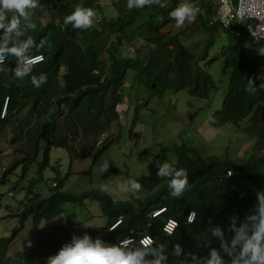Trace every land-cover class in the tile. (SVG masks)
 <instances>
[{
    "label": "trees",
    "instance_id": "trees-1",
    "mask_svg": "<svg viewBox=\"0 0 264 264\" xmlns=\"http://www.w3.org/2000/svg\"><path fill=\"white\" fill-rule=\"evenodd\" d=\"M80 1L39 0L37 7L29 10V18L36 27L26 31L19 39L31 36L36 42L44 40L41 48L30 50L31 55L39 52L44 57L43 61L33 66L31 75L38 76L43 72L47 79L39 88L33 87L28 77L15 79L12 76L15 58L6 59L3 65L5 70L0 72V113L5 98L9 96V115L6 119L0 117V129L19 109L29 107L30 112L41 113L48 111L53 103L67 106L66 101L71 99L73 102L67 108L73 112L87 98L91 108L97 102L95 118L102 117L100 124H104L109 113L118 116L116 108L122 102L121 92L129 68L136 71V80L145 78L152 87L160 86L161 93L166 85L173 84L175 90L187 88L193 96L206 97L211 89L217 87L207 69L215 61L210 58V50L216 46L222 29L215 19L217 6H213L214 2L201 0V9L194 20L190 23L186 20L185 28L174 34L171 30H164L163 26L169 21L174 22L173 18L167 16L177 7L178 0H161L163 7L148 4L132 9L126 7V0H119L115 2L119 7V14L115 17H103L88 29H73L63 24L66 14L77 5L91 9L96 7L95 0H84V4H80ZM41 19L45 22L43 26ZM195 25H199L200 31L203 30L199 38L202 44L196 42L197 46L191 47L181 36ZM242 37L256 45L247 34ZM135 41L139 46V57L133 62L124 58L123 52ZM241 42L240 39L230 41L219 51L232 72L222 105L212 114L209 123L214 128L225 124L240 128L241 122L249 118L251 121L244 130L257 138L255 153L239 162L228 153L224 157L203 154L190 143L170 148L169 152L177 157V161L171 164L187 171L188 184L180 197H171L167 188L168 178L156 174L131 176L148 191L144 198L136 201L115 199L100 189L79 194L65 192L62 188L68 174L64 178L54 179V186L47 191L35 193L30 187L24 198L16 202L19 205L16 211L10 210L7 214L18 217L19 223L9 236L0 237V264H46L47 257L54 254H38L37 248L10 253L11 243L28 219L32 220L34 228H38L44 219L60 215L65 204L86 198L97 200L105 216L104 225L86 228V233L93 239L115 243L125 235L138 239L150 235L155 244L165 245L168 264H179L180 258L171 254L176 243L182 247V256L184 251H189L205 259L209 250L215 248L227 264L230 257L220 249V239L230 241L231 217H236V225L243 223L245 217L255 211L256 194L264 192V58L256 61L250 59ZM118 56L122 58L118 59ZM248 78H252L257 87L254 95L244 89ZM52 95L55 99L53 103ZM101 112H104V116H100ZM83 120L86 118L83 117ZM57 126L59 123L54 119L41 126L38 139L34 143L29 142L30 149L21 151L25 153L22 157H13L10 168L3 170L0 184L5 183L8 172L14 166L23 163L22 176L27 173L42 139L46 142L41 163V170L44 169L51 147L57 144ZM20 138L15 134L13 140ZM164 155H167V149H164ZM228 171L232 172L230 176L226 175ZM158 208L164 210L153 215ZM192 210L196 217L193 222H188L187 216ZM67 218H75V213H70ZM168 219L177 221L171 233L164 229ZM73 223L76 224L71 221L67 225ZM215 227L223 232L221 238L212 234L211 229ZM147 255L148 258L152 256L151 253Z\"/></svg>",
    "mask_w": 264,
    "mask_h": 264
},
{
    "label": "rangeland",
    "instance_id": "rangeland-1",
    "mask_svg": "<svg viewBox=\"0 0 264 264\" xmlns=\"http://www.w3.org/2000/svg\"><path fill=\"white\" fill-rule=\"evenodd\" d=\"M113 2L114 0H110L101 6L97 2L98 14L106 19L118 15L119 7ZM80 4H84V0ZM213 6L216 7L217 3ZM167 17H170L169 14ZM186 24L177 27L173 21H169L163 29L175 34L182 31ZM202 31L199 25H195L181 38L187 45L196 47V42L202 44L199 41ZM239 39L250 59L256 61L264 58L261 54L264 46L254 45L245 37L221 29L216 46L210 50V58L215 61L207 68L217 87L211 89L206 97L193 96L187 88L175 90L173 84L166 85L161 93L160 86L152 87L145 78L136 80V71L129 69L121 92L123 102L117 105L118 116L113 112L109 113L105 117L108 121L105 120L104 124H100L102 117L95 118L98 112L97 102L91 108L88 106L89 98L73 112L67 108L73 102L71 99L66 101L67 106L58 105L53 103L54 95L53 105L46 112H30L29 107L17 109V113L14 111L15 115L0 129L1 168H10L13 157H22L25 154L23 152L30 149L29 142L34 143L38 139L41 126L51 119L59 123L56 131L57 144L51 147L49 161L41 170L46 142L44 139L40 140V148L27 173L22 176L23 163L14 166L8 172L5 183L0 184V236L9 235L18 226V217L3 216L10 210L16 211L19 207L16 202L24 198L30 187L35 193L47 191L54 186V179L64 178L67 174L69 176L62 188L65 192L79 194L100 189L115 199L136 201L144 198L148 191L141 187L139 191L121 192L118 185L126 182L129 175L155 174L157 169L153 161L170 164L177 161L174 153H168L166 158L170 161L166 160L163 149L190 143L203 154L224 157L228 153L239 162L249 158L257 151L256 136L244 130L249 125V120L242 121L240 128L232 124L214 128L209 123L212 114L222 105L232 72L219 51L226 43ZM132 44V48L127 46L124 55L139 50L136 41ZM121 58L122 56H118V59ZM131 58L133 62L137 59L134 55ZM108 101L109 98L106 99ZM100 116H104V112ZM15 134L21 137L18 141L13 140ZM149 156L152 161H149ZM105 161L108 162V168L100 172L98 166ZM3 174L4 172L0 176ZM64 208L60 215L44 219L38 228H34L32 220L28 219L11 243L10 253L37 248L38 254H55L62 245L70 242L73 235L81 237L86 233V228L105 224V216L97 200L86 198L67 203ZM70 213H75V218L68 219ZM71 221L76 224L67 225ZM26 241H31V245L28 246Z\"/></svg>",
    "mask_w": 264,
    "mask_h": 264
},
{
    "label": "clouds",
    "instance_id": "clouds-1",
    "mask_svg": "<svg viewBox=\"0 0 264 264\" xmlns=\"http://www.w3.org/2000/svg\"><path fill=\"white\" fill-rule=\"evenodd\" d=\"M117 1L119 0H114L113 3L115 4ZM97 2L100 6L104 5L100 4L99 0H97ZM97 2L95 1L96 7L92 9L79 5L75 6L71 12L63 17V24L70 25L73 29L90 28L94 22L103 19V17L98 14ZM108 2H110V0ZM38 4L39 0H0V30H2L0 31V72L5 70L3 65L6 59L14 57L12 76L15 79L28 77L33 87L36 88H39L40 85L46 81L47 77L43 72L38 76L31 75V73L33 71V66L43 61L44 57L39 52H37L36 55H31L30 50L33 48H41L45 42L43 39L36 42L31 36L24 37L23 39L19 38L24 36L26 31L36 27L32 19L29 18V10L36 8ZM148 4H160L161 7L164 6L161 0H126V7L129 9L142 8L144 5ZM196 12L197 9L190 3L180 2L177 7L169 12V16L173 18L175 25L179 27L184 24L186 20H193ZM9 13L13 14L9 16ZM215 19L219 22L217 14ZM44 23V20L41 19V26H43ZM221 28L226 31H232L236 35L237 31H240V34H238L239 37L247 34L251 38L242 24L236 23L230 29H225L222 26ZM251 39L256 45L261 44L264 46L263 40L256 42L253 38ZM128 48H132V46ZM133 51L134 52H128L124 55V58L132 59V55L138 58V52L135 50ZM263 51L261 53H264ZM95 72L97 73V71ZM125 81L127 80L124 79V87ZM244 89L250 95L255 94L257 87L253 84L252 78L247 79ZM5 100L0 113L2 119H6L9 115L10 98L7 113L2 116ZM246 119L251 121L249 118H245L244 120ZM169 149H167V154L170 153ZM164 157L166 160L170 161L166 158V155H164ZM148 159L152 161L151 156H149ZM153 163L157 169L155 174L158 177L168 178V194L171 197H180L186 190L188 184L186 169L177 168L173 164L165 161L156 160L153 161ZM98 167L100 172H104L108 168V162L105 161L99 164ZM3 170H5V167L1 168L0 166V175ZM231 173V171H228L226 175L230 176ZM143 175L149 176L150 174ZM118 188L121 192H128L130 190L139 191L141 184L138 180L129 176L126 182L118 185ZM256 198L257 203L255 205V211L247 215L243 223L236 225V217H231L232 223L230 224V229L232 236L230 241L225 242L223 239H220V249L230 257L227 264H264V192H258ZM163 210L164 208L155 209L153 215H157ZM190 212H194L195 219V211L192 210ZM189 213L188 215L191 217ZM6 216L8 215L6 214L3 217ZM194 219L189 221L187 216L188 222H193ZM176 226L177 221L175 219H168L164 225V229L168 233H171ZM211 232L218 238L223 236V232L219 227L212 228ZM26 244L30 246L31 241H26ZM154 244L155 242L150 235H144L139 239L136 236L125 235L123 239L117 240L115 243H109L100 238L92 239L87 233L83 234L81 237L73 235L70 242L62 245L54 255L47 257L46 264H168L169 257L168 254L164 252L165 245L161 243L153 246ZM148 253L152 254L151 258H148ZM181 253V245L179 243L174 244L171 254L180 258L179 264H225L223 257L215 248L209 250L206 259L202 256H198L195 252L184 251L183 256Z\"/></svg>",
    "mask_w": 264,
    "mask_h": 264
},
{
    "label": "built area",
    "instance_id": "built-area-1",
    "mask_svg": "<svg viewBox=\"0 0 264 264\" xmlns=\"http://www.w3.org/2000/svg\"><path fill=\"white\" fill-rule=\"evenodd\" d=\"M109 0H99L100 4H105ZM193 4L198 10L201 9L199 0H180ZM216 2L217 19L225 29L232 28L236 23L242 24L245 31L256 42L264 41V0H209ZM240 31H237V35ZM9 97H6L2 116L6 115ZM188 220L194 219V212H190Z\"/></svg>",
    "mask_w": 264,
    "mask_h": 264
},
{
    "label": "crops",
    "instance_id": "crops-1",
    "mask_svg": "<svg viewBox=\"0 0 264 264\" xmlns=\"http://www.w3.org/2000/svg\"><path fill=\"white\" fill-rule=\"evenodd\" d=\"M8 117V116H7ZM4 154H5V152H4ZM1 156H2V154H0Z\"/></svg>",
    "mask_w": 264,
    "mask_h": 264
}]
</instances>
